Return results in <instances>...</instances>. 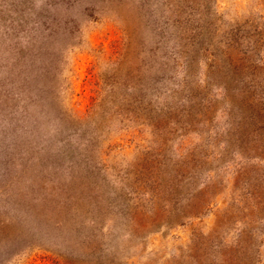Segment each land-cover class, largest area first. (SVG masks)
Returning a JSON list of instances; mask_svg holds the SVG:
<instances>
[{"label":"rangeland","instance_id":"374dc122","mask_svg":"<svg viewBox=\"0 0 264 264\" xmlns=\"http://www.w3.org/2000/svg\"><path fill=\"white\" fill-rule=\"evenodd\" d=\"M114 75L129 87L111 94ZM67 83L76 121L58 110ZM26 151L42 174L71 163L75 191L83 156L95 164L108 151L103 202L131 194L138 158L162 157L172 178L182 154L198 153L214 189L206 211L150 225L137 262L232 264L233 250L237 264H264V0H0V187ZM34 185L35 196L48 188ZM18 227L2 264H49L36 226Z\"/></svg>","mask_w":264,"mask_h":264},{"label":"trees","instance_id":"16d2710c","mask_svg":"<svg viewBox=\"0 0 264 264\" xmlns=\"http://www.w3.org/2000/svg\"><path fill=\"white\" fill-rule=\"evenodd\" d=\"M120 87L128 88L129 80L114 75L107 88L114 94L119 93L117 90ZM59 88L57 98L63 109L58 110L63 111L66 117H70L68 109L64 106L67 97H63L64 93L70 90L69 84L61 85ZM33 101L34 98L28 96L23 111L26 112L27 106ZM257 115L262 117L260 112ZM68 120L76 121L72 116ZM69 135L70 139L66 140V145L71 146L72 141L76 143L74 136L80 135L77 134L76 128H73ZM75 148L76 150L79 148V143L75 144ZM107 152L99 156L97 164L90 163L88 154L83 156L81 162L85 165V173L82 176H77L76 173V191L72 186L75 178L71 173L73 167L71 163L60 161L61 164H55L57 168H54L58 173L49 172V175L48 172L47 174L40 172L38 168L42 160L30 155V152L13 156L11 164H14L15 172L11 175L3 173L5 181L0 187V195H4L6 199L2 212H10L0 214V252L6 253L7 249L13 246L21 237L17 236L18 233L21 235L18 226L28 223L36 226L40 237L38 239L43 241L38 244L37 249L46 253L49 264H139L137 259L142 256L140 250L144 247H142L144 230L146 231L150 225H161L160 228L178 225L186 219L198 218L206 211L208 197L214 194V189L210 190L208 182L204 180L205 171L202 164L205 159H198V153L192 151L189 158V153L182 154L174 163L172 178H166L161 172L162 157L155 155L138 158L136 167L132 170V177L134 181L139 182L131 189L132 192L129 190L131 194H125L123 197L116 194V200L107 196L108 201L103 202L100 199L105 196L106 182L109 178L107 171L111 168L107 161ZM188 160L189 165H185ZM196 165L199 168L195 174L191 168ZM99 174L102 177H99ZM80 177L84 178V185L78 183L77 179ZM10 180L13 182L8 183ZM34 183L38 184L37 187L48 188L39 196L32 195L33 190L30 191L29 188L34 187ZM12 187L15 188L14 191ZM12 193L16 197L13 201ZM88 198H95L97 202L93 204L89 200L87 203ZM133 237H137L141 244L139 248L136 242L130 245L129 239L133 240ZM224 256L232 260V264H237V255H234L233 250ZM183 263L206 264L194 257L180 263L176 258L173 264Z\"/></svg>","mask_w":264,"mask_h":264}]
</instances>
